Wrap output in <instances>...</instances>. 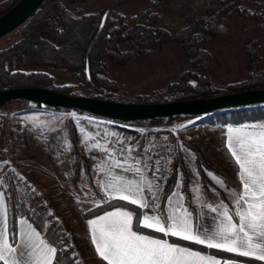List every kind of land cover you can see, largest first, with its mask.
Instances as JSON below:
<instances>
[{"label": "rangeland", "instance_id": "rangeland-1", "mask_svg": "<svg viewBox=\"0 0 264 264\" xmlns=\"http://www.w3.org/2000/svg\"><path fill=\"white\" fill-rule=\"evenodd\" d=\"M205 1L213 2L212 5L217 2V0ZM151 2L152 0H135L120 5L117 9L130 24V17L149 8ZM76 4L88 13L115 8L114 0H87ZM204 9L205 7L202 8ZM248 10L255 12L256 17L246 18L241 15L228 17L223 22L225 33L206 44L205 48L211 59L208 75L220 87L243 81L249 73L257 72L264 67V0L248 4ZM163 24L168 23H163L161 19V25ZM178 29L168 27L171 34ZM18 30L19 28L1 37L0 48L16 41L19 36ZM45 36L53 39L51 33L47 32ZM124 43L120 45L123 50L129 46V42ZM253 44L258 45L257 62L251 60L247 51V46ZM152 48L151 53L145 56H133L125 64L118 63L112 58L107 59L109 76L119 85L118 91L112 95L116 102L134 103L136 95L166 90L169 84L178 81L183 72L191 69L180 43L170 40ZM25 69L30 70V68ZM43 70L52 75L59 85L73 84L77 94L90 96L95 93L92 88L80 86L76 78L62 69L45 67ZM260 106L264 108V105ZM41 108L30 103L21 106L17 101L0 106V113L8 118L16 114L19 119L25 120L34 139L31 141L28 138L25 142L26 146L22 143L18 146L0 143V180L3 181L1 191H4L9 203H14L15 200L25 202L26 206L34 205L36 209L39 208L50 214L70 237L68 242L72 243L77 251L76 259L79 264H102L89 246L87 219L83 216L86 210L96 206L97 203L102 204L106 199L102 187L98 184L102 174L97 171V166L106 159V153L100 149L89 151V146L93 143L98 142L116 150L118 158L128 155L126 151L121 153L119 151L121 148L130 147L134 157L146 161L151 167L148 156L142 159L136 155L134 149L141 142L143 133L152 131L147 144L153 146L166 137V135L157 137L155 131L171 129L180 139L178 146L185 156L189 178L179 181L172 179L169 173L175 159L173 154H170L165 166L166 173L164 174L160 167V172L155 176L162 177L159 179L161 189L158 193L159 202L164 203L165 198L172 194L178 184L188 183L189 196L193 200H211L229 206L234 205L231 190L239 191L237 169L232 167L221 147L222 143L219 139L220 134L223 133L221 127L215 126L209 129L205 121L206 116L139 120L142 122H129L126 125L78 110L58 111ZM72 113H75L79 119H74ZM122 125L136 131L124 133L119 129ZM57 129L61 131L62 136L57 135L58 144L55 152L44 151L45 148L39 142L46 143L45 139ZM26 131L30 133L29 130ZM186 131L193 138L185 137ZM86 136L91 137L87 142H85ZM124 139L128 140L122 145ZM182 139L201 149L204 157L201 166L197 165L194 152L183 146ZM66 160L71 163L72 170L66 168L67 164H63ZM216 178H221L225 182L224 185L219 184ZM195 188L200 189L201 200H197V193L193 191ZM184 195L186 196L185 193ZM79 242L82 244L81 247ZM70 246L71 244L68 248Z\"/></svg>", "mask_w": 264, "mask_h": 264}, {"label": "trees", "instance_id": "trees-1", "mask_svg": "<svg viewBox=\"0 0 264 264\" xmlns=\"http://www.w3.org/2000/svg\"><path fill=\"white\" fill-rule=\"evenodd\" d=\"M18 1H1L0 16L10 10ZM86 1L44 0L40 4L28 20L19 27L17 31L18 39L9 46L0 48V90L19 87H41L64 94L80 95L74 91L75 86L73 84L59 85L55 82L52 75L43 70L45 67H53L62 69L76 78L80 86L92 88L95 93L90 95V97L115 101L112 95L118 91L119 85L117 81L109 76L107 59L112 58L118 63L125 64L133 56H145L151 53L154 45H163L170 40L181 44L186 61L191 69L183 72L178 81L169 84L166 90L153 94L136 95L134 103L189 100L264 88V67L257 72L249 73L248 77L243 81L229 83L223 87L216 85L208 75L211 59L205 48L209 41L225 33L223 22L228 17L241 15L246 18H255L256 13L248 10V4L257 3L259 0H217L215 4L202 10L190 25L179 28L174 34L169 32L168 24L161 25L160 11L165 0H152L149 8L141 10L130 17V24L127 23L125 16L117 7L135 0H114L115 8H108L96 13L85 12L81 6L76 4L77 2ZM105 13H107V18L101 27ZM47 32L53 35V39L45 36ZM125 41L129 42V46L123 50L120 45ZM247 51L251 60L257 62L259 58L258 45L247 46ZM25 68H30V70ZM17 102L21 106L28 103L24 100H17ZM163 119L160 118V120ZM263 120L264 108L262 106H254L232 109L212 116H206L205 121L210 129L215 126H237ZM121 123L127 125L128 122ZM119 129L124 133L136 131L125 125L119 126ZM154 133L157 137L161 135H166V137L155 145L148 146L147 142L151 137L152 131L143 133L141 142L134 149L136 155H139L142 159L148 156L147 158L152 166H156V162L159 161L162 172L165 174L168 156L173 154L175 160L169 174H171L173 180H177V173H181L182 179L188 180V165L180 146H178L180 139L176 136L175 131L160 129ZM58 134L61 135V131L58 129L54 130L45 139L46 143L39 142L45 148L44 151L55 152L58 144ZM219 139L222 143L221 147L224 150V154L228 157L232 167L237 169L235 161L224 145V135L220 134ZM127 140L124 139L121 144L125 145ZM182 143L184 147L194 152L197 157V165L201 166L204 159L201 149L183 139ZM67 162L66 160L63 164H67L66 168L72 170L71 163ZM148 175L156 176L152 172H149ZM188 188V183L182 185V190L187 198H189ZM100 205V207L94 206L86 210L83 216L86 219H90L116 206H123L133 211L134 216L142 213V209L138 205H132L128 201H120L118 199L112 200L111 204L102 203ZM21 216L27 217L35 226H38V230H42V234L47 235L52 241L59 240L63 236V245L69 247V244H71V246L61 254L60 258L62 264H72V253L76 254L77 251L73 248V244L68 242L70 237L50 214L39 208L36 209L34 205L26 206L25 202L21 203L15 200L14 203H9L10 230L13 227L17 230V221ZM141 231L153 236L166 238L179 245L209 252L222 258L264 264L262 261L241 257L219 249H209L195 242L181 240L178 237H164L162 233H156L151 229H141ZM88 240L90 242L89 246L94 251L99 262L106 264L97 255L89 237ZM78 244L80 247L82 246L80 242Z\"/></svg>", "mask_w": 264, "mask_h": 264}, {"label": "snow or ice", "instance_id": "snow-or-ice-1", "mask_svg": "<svg viewBox=\"0 0 264 264\" xmlns=\"http://www.w3.org/2000/svg\"><path fill=\"white\" fill-rule=\"evenodd\" d=\"M71 116L79 119L75 113ZM225 138L229 154L239 169L242 188L231 190L234 210L223 203L218 207L204 205L216 214L208 224L194 222L192 213L182 204L183 196L175 189L160 211L158 193L162 177L148 176L149 172H160L159 161L150 167L146 161L134 157L130 147L121 148L119 151H126L128 155L118 158L116 150L98 142L91 144L89 151L100 149L106 153V159L97 166L102 174L98 184L106 197L102 203L111 204L118 199L152 211V214L142 212L134 216L133 211L121 206L89 219L91 241L102 261L106 264H221L215 256L144 234L141 229L264 261V122L227 125ZM88 139L91 137L86 136L85 142ZM177 175L178 181L182 180V174ZM216 179L224 185L221 178ZM193 191L197 193V200H201L200 189ZM8 213L6 195L0 191V264H62L61 254L68 250L63 245V236L52 241L24 217L18 220L19 231L15 227L10 230ZM72 257V264H79L75 253Z\"/></svg>", "mask_w": 264, "mask_h": 264}, {"label": "water", "instance_id": "water-1", "mask_svg": "<svg viewBox=\"0 0 264 264\" xmlns=\"http://www.w3.org/2000/svg\"><path fill=\"white\" fill-rule=\"evenodd\" d=\"M44 0H19L0 16V38L16 30ZM107 13L103 15L101 27ZM24 100L30 104L53 110H78L120 122L170 118L178 116H212L232 109L264 105V88L220 94L189 100L153 103H122L90 96L69 95L41 87H19L0 90V106L7 102Z\"/></svg>", "mask_w": 264, "mask_h": 264}, {"label": "crops", "instance_id": "crops-1", "mask_svg": "<svg viewBox=\"0 0 264 264\" xmlns=\"http://www.w3.org/2000/svg\"><path fill=\"white\" fill-rule=\"evenodd\" d=\"M1 1H4V0H1ZM212 3L208 2V1H205V0H165L163 2L162 11L160 13V16H161V19H162L163 23H168V25L170 26L171 29H177V28H180V27L182 28V27H186L192 21H194L196 19V17L198 16L197 14L200 13L202 8L209 7V6L212 5ZM167 8H170V9H167ZM165 9H167V11ZM123 44H125V43H122V45ZM0 114H2V113H0ZM259 122H264V120L263 121H259ZM221 130L223 132L222 134L224 135V145L226 146V138H225L226 137V127H221ZM236 171H237V173H239L238 167H237ZM127 175L129 177H131L132 173H128ZM239 181H240V179H239ZM1 188H2V186L0 187V191H1ZM241 188H242V184H241V181H240L238 189L241 190ZM175 190H176V192L178 194L183 196L182 204L187 209L188 212L192 213L193 220H194V222L196 224H208V223L211 222L212 217L214 215H216V214L211 212L210 209L208 207H205L204 205H211L212 207H218L220 205V203H217V202L211 201V200H209V201L208 200L196 201V200L191 199L190 196H189V199H187V197L183 193L181 184L180 185L178 184L175 187ZM164 196H165V189H164ZM167 199L168 198H165L164 203H160L159 202L160 203V211L164 210ZM173 200L175 202V197L173 198ZM187 200H188V202H187ZM189 200H190V202H189ZM6 202H7L8 209H9V201H8L7 197H6ZM189 204H190V206H189ZM227 206L230 209L234 210V205H231V206L227 205ZM117 207H121V206L113 207V208H111V209H109L107 211H104V212L96 215V216L103 215L105 212H108V211H113ZM124 210H129V209L124 208ZM129 211H131V210H129ZM142 212H147L148 214H152L151 208L142 209ZM8 215H9V213H8ZM96 216H94V217H92L90 219H93ZM21 217L27 218L25 216H21ZM21 217H19V218H21ZM88 220L89 219H87V221ZM87 221H86L87 235H88V237H89V239L91 241L90 228H89V225H88ZM20 227L21 226L18 224V221H17V231L20 230ZM24 227H26V225ZM9 229H10V227H9ZM144 234H147V233H144ZM154 237H157V236H154ZM157 238H161V237H157ZM169 242H171V241L169 240ZM191 242H194V241H191ZM91 245L94 248V245L92 244V241H91ZM180 246H183V245H180ZM203 246L206 247V245H203ZM183 247H188V246H183ZM188 248H190V249H192L194 251H200V250L193 249L191 247H188ZM94 250H95V248H94ZM219 250H221V249H219ZM200 252L203 255L215 256L217 259L221 260V264H254V263L247 262L245 260L222 258V257L216 256V255H214L212 253L205 252V251H200ZM233 254L238 255L236 253H233ZM241 257H243V256H241ZM246 258H251V257H246ZM252 259H254V258H252ZM262 262H264V261H262Z\"/></svg>", "mask_w": 264, "mask_h": 264}, {"label": "built area", "instance_id": "built-area-1", "mask_svg": "<svg viewBox=\"0 0 264 264\" xmlns=\"http://www.w3.org/2000/svg\"><path fill=\"white\" fill-rule=\"evenodd\" d=\"M29 130L30 133H28ZM187 138H193L192 135L184 133ZM28 138L33 141L30 128L26 124L25 120L19 119L18 115H11L9 118L5 114H0V143L5 142L14 146H18L22 143L26 146ZM5 140V141H3ZM33 143V142H32ZM34 144V143H33ZM37 147L36 144H34Z\"/></svg>", "mask_w": 264, "mask_h": 264}, {"label": "bare ground", "instance_id": "bare-ground-1", "mask_svg": "<svg viewBox=\"0 0 264 264\" xmlns=\"http://www.w3.org/2000/svg\"><path fill=\"white\" fill-rule=\"evenodd\" d=\"M254 107V106H253ZM113 121H115V120H113ZM120 122V121H119ZM185 133H187V131L185 132ZM189 134V133H188ZM186 137V136H185Z\"/></svg>", "mask_w": 264, "mask_h": 264}]
</instances>
